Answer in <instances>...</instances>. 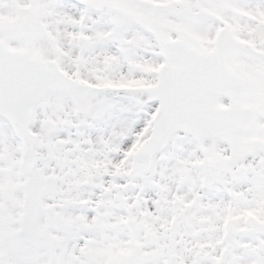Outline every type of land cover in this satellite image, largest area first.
Returning a JSON list of instances; mask_svg holds the SVG:
<instances>
[{
  "label": "snow or ice",
  "instance_id": "snow-or-ice-1",
  "mask_svg": "<svg viewBox=\"0 0 264 264\" xmlns=\"http://www.w3.org/2000/svg\"><path fill=\"white\" fill-rule=\"evenodd\" d=\"M0 264H264V0H0Z\"/></svg>",
  "mask_w": 264,
  "mask_h": 264
}]
</instances>
